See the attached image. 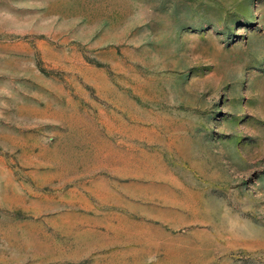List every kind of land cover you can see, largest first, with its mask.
Segmentation results:
<instances>
[{
	"label": "rangeland",
	"instance_id": "1",
	"mask_svg": "<svg viewBox=\"0 0 264 264\" xmlns=\"http://www.w3.org/2000/svg\"><path fill=\"white\" fill-rule=\"evenodd\" d=\"M0 264H264V0H0Z\"/></svg>",
	"mask_w": 264,
	"mask_h": 264
}]
</instances>
